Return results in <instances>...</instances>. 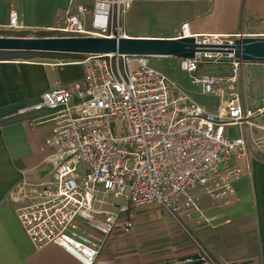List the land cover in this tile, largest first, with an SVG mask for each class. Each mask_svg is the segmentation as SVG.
Here are the masks:
<instances>
[{
    "label": "built area",
    "instance_id": "built-area-1",
    "mask_svg": "<svg viewBox=\"0 0 264 264\" xmlns=\"http://www.w3.org/2000/svg\"><path fill=\"white\" fill-rule=\"evenodd\" d=\"M131 0L78 4L52 28L62 36L128 37L124 27ZM6 28L19 30L16 11ZM194 57L181 58L182 70L220 96L218 111L205 108L181 91L152 56L79 54L85 78L42 95L31 108L55 109L48 177L22 181L11 192L17 216L36 248L54 243L83 264H95L107 242L136 229L135 211L158 205L178 218L179 203L204 188L217 200L233 193L232 183L250 171L249 129L264 131V98L242 88L243 61L225 51L238 36L190 35ZM179 36V37H180ZM226 58L229 73L197 75L202 63ZM238 128L231 138L228 127ZM198 258L168 264H219L194 239Z\"/></svg>",
    "mask_w": 264,
    "mask_h": 264
},
{
    "label": "crops",
    "instance_id": "crops-1",
    "mask_svg": "<svg viewBox=\"0 0 264 264\" xmlns=\"http://www.w3.org/2000/svg\"><path fill=\"white\" fill-rule=\"evenodd\" d=\"M131 1L124 21L129 36L177 38L184 23L190 35L264 36V0ZM93 3L0 0V29H6L16 11L23 24L20 32H50L78 4ZM75 59L78 56L0 60V264H83L54 243L36 248L10 199L19 183L40 181L52 170L47 140L53 134L55 109L31 107L46 91L84 80V66ZM253 63L262 72L255 82L242 75V88L263 99L264 63ZM249 162L250 171L233 181V193L226 199H214L197 188L190 194L193 204L180 201L177 219L164 210L163 220L175 230L136 227L130 234L132 248L113 237L95 264H168L193 254L198 258L194 239L219 264H264V159L250 157ZM163 237L168 240L158 243Z\"/></svg>",
    "mask_w": 264,
    "mask_h": 264
},
{
    "label": "water",
    "instance_id": "water-1",
    "mask_svg": "<svg viewBox=\"0 0 264 264\" xmlns=\"http://www.w3.org/2000/svg\"><path fill=\"white\" fill-rule=\"evenodd\" d=\"M192 36L177 38L99 36H0V51L64 54H136L191 58L198 48ZM246 62L264 63V37L240 36L227 50Z\"/></svg>",
    "mask_w": 264,
    "mask_h": 264
},
{
    "label": "rangeland",
    "instance_id": "rangeland-1",
    "mask_svg": "<svg viewBox=\"0 0 264 264\" xmlns=\"http://www.w3.org/2000/svg\"><path fill=\"white\" fill-rule=\"evenodd\" d=\"M22 32V31H21ZM19 30L10 28L0 29V36H17L16 34L21 33ZM27 36L38 37V30H28ZM54 36H62L61 33L53 32ZM251 37H264V36H251ZM150 64L156 68L163 70L166 75L177 85V87L189 95L193 100L202 105L208 113L215 114L218 111V105L220 102V96L217 93H207L203 91L202 85L192 80L191 75L182 70L181 58L178 57H152ZM262 69L255 63H248L242 68V75L244 79L250 78L253 82L256 81V77ZM229 73V64L226 58L222 57L219 64L214 63H202L199 67L197 75L211 74V75H225ZM247 93V92H246ZM238 128L236 126L228 127V134L231 138L237 136ZM250 141H249V154L251 158L264 159V131L258 129L249 130ZM136 227L141 226L143 230L159 231L163 232L168 229L175 230L176 226L170 227L168 223H165L162 216L164 210L158 205H148L137 211H135ZM178 213V212H177ZM173 225V224H172ZM164 234V233H163ZM123 241H128V247L132 248L130 235L119 236ZM168 240V237L161 238L158 243H164ZM125 244V245H127ZM193 254V253H192ZM188 256H195L187 255Z\"/></svg>",
    "mask_w": 264,
    "mask_h": 264
},
{
    "label": "trees",
    "instance_id": "trees-1",
    "mask_svg": "<svg viewBox=\"0 0 264 264\" xmlns=\"http://www.w3.org/2000/svg\"><path fill=\"white\" fill-rule=\"evenodd\" d=\"M17 36H27V32H21L19 34H16ZM38 37L42 36H54L53 32H42L40 31ZM11 36V35H8ZM78 56L79 54H62V53H43V52H6V51H0V60H9V59H15V58H24V59H32V58H55V57H63V56Z\"/></svg>",
    "mask_w": 264,
    "mask_h": 264
}]
</instances>
